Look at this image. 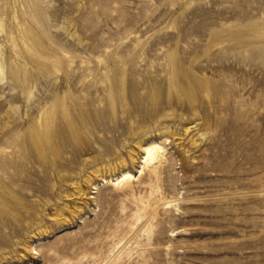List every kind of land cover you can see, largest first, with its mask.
I'll return each instance as SVG.
<instances>
[{"label":"rangeland","instance_id":"obj_1","mask_svg":"<svg viewBox=\"0 0 264 264\" xmlns=\"http://www.w3.org/2000/svg\"><path fill=\"white\" fill-rule=\"evenodd\" d=\"M173 54L200 90L154 117ZM0 61V264H264V0H0ZM160 124L176 134L156 177L116 184Z\"/></svg>","mask_w":264,"mask_h":264},{"label":"bare ground","instance_id":"obj_2","mask_svg":"<svg viewBox=\"0 0 264 264\" xmlns=\"http://www.w3.org/2000/svg\"><path fill=\"white\" fill-rule=\"evenodd\" d=\"M177 60L175 58V54L171 56L169 63H168V77L166 78L167 82V89H166V96L162 93L161 87L158 84L155 83H149L148 86L150 88L147 98H148V104H150L153 112L154 117H161L162 113L160 112L161 108L160 106H167L175 99H178L179 97H183L188 100L189 103H192L197 99V94L200 90V83L201 81L194 78L192 74L187 72L186 70H182L177 65ZM0 75H3V67L2 63L0 61ZM151 82V81H150ZM162 85V84H161ZM56 87V85H55ZM120 97L122 103L125 105L127 103V96L125 93V85L122 84L120 87ZM43 89V88H42ZM44 92L40 96L39 100V114L36 119V127H35V140H36V148L38 151L39 156L41 155L46 156L47 151L55 152V147L51 142L50 138V129L53 126V122L56 117H58V105H57V98L53 96V99L49 104V100L52 98L51 95L45 94V89H43ZM30 94V92H28ZM182 99V98H181ZM26 114L30 115L32 106H30L29 103V97H27L26 100ZM166 106V107H167ZM61 116H62V122L64 124V130L70 131L72 134L78 135V131H76L75 122L73 119L72 114L70 113L68 107L65 105V103L61 102ZM38 110V108H37ZM166 125V124H165ZM157 138L156 139L153 135H146V138H139L136 140L137 147L139 149V169H138V175L137 177L133 174H131L128 170H125L121 172L119 176L115 178V183L118 185H122L125 188L131 184V182L134 179H139L141 174L147 169L149 171V175H154L156 177L158 168L162 164V162L166 159V149L161 141V138L168 139V136H173L176 133L172 132L171 130H168V127L164 125H157ZM155 130V131H156ZM190 130V127H188L186 124L182 126V135L188 133ZM175 131V130H174ZM151 131L147 130L146 134ZM177 132V131H176ZM156 133V132H155ZM166 141V140H165ZM169 141V140H168ZM195 142V141H194ZM130 158L132 161H134V157L130 155ZM120 164L126 168V163L124 160H120ZM163 165V164H162ZM96 171H99V169H96ZM147 171V172H148ZM99 173H97L98 175ZM100 175V174H99ZM98 175V176H99ZM87 178V182L92 185V180ZM81 187H77V193L81 192ZM156 190V189H155ZM85 193V192H84ZM177 200V199H176ZM176 200L165 198L161 195H157L151 200L152 206H154L153 211H156V208L161 206V208H170L171 206H176L177 202ZM148 203V201H147ZM146 206V205H145ZM144 206V207H145ZM148 206V205H147ZM158 209V208H157ZM151 210V209H150Z\"/></svg>","mask_w":264,"mask_h":264}]
</instances>
